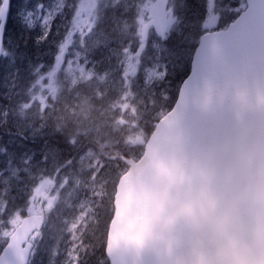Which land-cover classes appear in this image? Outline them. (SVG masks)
<instances>
[{
	"label": "water",
	"instance_id": "95a60500",
	"mask_svg": "<svg viewBox=\"0 0 264 264\" xmlns=\"http://www.w3.org/2000/svg\"><path fill=\"white\" fill-rule=\"evenodd\" d=\"M199 38L172 109L114 195L110 264H264V0ZM44 213L0 264H28Z\"/></svg>",
	"mask_w": 264,
	"mask_h": 264
},
{
	"label": "rangeland",
	"instance_id": "374dc122",
	"mask_svg": "<svg viewBox=\"0 0 264 264\" xmlns=\"http://www.w3.org/2000/svg\"><path fill=\"white\" fill-rule=\"evenodd\" d=\"M121 1L38 0L36 9H28L33 12L32 19L35 20L40 15L39 6H43L45 13L50 14L46 19L51 21L56 15L58 4L67 2L74 14L65 23L70 22L72 26L67 33L58 31L62 39L55 43L60 49V58L47 72L38 73L29 83H21L15 76L9 79L11 99L0 101V129L23 131L36 138L38 133L46 130L47 119L56 104L61 102L73 116L74 123L72 136L66 138L78 151V158L70 161L58 175L52 192L55 196L52 207L47 208L49 199L43 204L47 213L46 226L34 238L30 264L105 263L99 254L102 249L104 215L108 212L110 199V181L121 173L123 159L142 148L148 136L145 130L163 116L166 105L171 101L176 80L171 77L165 79L158 74L163 65L169 63L162 51L154 53L161 58L152 60L148 66L151 71L147 72L143 83L135 79L142 60L136 51V44L130 52L124 47L123 53L116 56L110 68L105 70H101V64L90 63L91 57L85 60L82 49L101 41L97 26L101 11L107 5ZM164 7L165 0H145L142 3L138 10L139 16L131 20L136 21V30L127 45H133L138 39H147L150 29L169 20L173 21L171 27L177 33L185 29L183 17L179 13L172 17L170 10L168 13L163 11ZM244 8V0H210L211 19L207 32L220 28L215 27L213 22L220 23L222 28L226 27L229 23H224L221 18L228 17L229 13L241 12ZM60 12H63V8ZM146 13L150 19H145ZM89 33L91 38L85 39ZM159 43V40L153 41V44ZM118 61H123V78ZM40 63L45 64L47 61ZM111 68L114 71L111 72ZM117 74L118 78H112ZM86 87L91 88L89 93L84 92ZM20 117L25 119L24 125ZM69 124L60 123L59 129L66 132ZM12 138L19 142L17 137ZM114 146L119 147L115 150ZM37 153L44 154V151L39 147ZM41 165L46 166L45 161H41ZM49 166L53 168V162ZM40 180L35 198H41L51 187L52 175L47 173ZM15 223L13 221L12 224Z\"/></svg>",
	"mask_w": 264,
	"mask_h": 264
},
{
	"label": "snow or ice",
	"instance_id": "6c2138e0",
	"mask_svg": "<svg viewBox=\"0 0 264 264\" xmlns=\"http://www.w3.org/2000/svg\"><path fill=\"white\" fill-rule=\"evenodd\" d=\"M145 0H129V6L125 8V13L135 11L139 16V5ZM210 0H165L164 12L170 10L171 16L175 17L179 13L186 21L184 28L199 29V33L185 35L181 30L176 33L172 29L173 21L160 23L150 29V35L145 40L136 41V51L142 57L139 68L136 72L135 79L143 83L146 79L147 72L151 71L148 67L153 59L159 60L161 57L154 55L155 52H164L169 63L163 65L162 71L158 72L165 79L176 80L179 85H183L187 80L191 71L190 64H184V56L190 49L195 53L197 49V41L199 36L206 33L210 26ZM38 0H0V101L7 102L11 99L9 92V79L16 77L21 83H29L35 79L38 73L47 72L52 65L60 58V49L56 46L57 33L54 31L51 21L46 19L48 13H45L43 6H39L40 15L33 20V12L28 9H36ZM60 13L55 17L57 23L55 28H59L64 24V31L67 33L71 28L70 16ZM240 15L239 12L229 13L228 17L221 18L224 23H231L233 19ZM145 19H150L145 14ZM194 21V22H193ZM214 26L222 27L218 22H213ZM157 27L159 30H157ZM180 35L179 41L174 40V35ZM91 33L85 39H90ZM154 40H159V44H153ZM112 41H106L103 46H98V42H94L83 48L85 60L92 57L90 63L109 64L115 55V49L111 47ZM143 45V51H141ZM127 51H131V44L126 45ZM127 55V52H125ZM41 61H47L41 64ZM120 71L123 78V61H118ZM171 67V72H169ZM18 86V85H16ZM3 129H0L2 132ZM9 136L8 145L15 149L16 152H23L27 148L26 143L17 144L16 139L12 138V133H6ZM18 139L22 138L20 134ZM26 139V138H25ZM44 141H41L43 143ZM33 146H38L33 144ZM7 161H0V164ZM2 250V249H0Z\"/></svg>",
	"mask_w": 264,
	"mask_h": 264
},
{
	"label": "trees",
	"instance_id": "16d2710c",
	"mask_svg": "<svg viewBox=\"0 0 264 264\" xmlns=\"http://www.w3.org/2000/svg\"><path fill=\"white\" fill-rule=\"evenodd\" d=\"M141 5L142 4L139 5L138 10H140ZM127 6H129V1L124 2L123 0L114 5H107L98 17L97 26L101 36V41L98 43V46H103L106 41H112L111 47L116 50L111 62L116 59V56L119 57V54L123 53V48L135 36L136 21L131 20H133L136 14L135 11L126 14L125 8ZM62 8V13L66 16L73 11V8H69V4L67 2H60L55 11L56 15L61 13L60 9ZM56 15L51 19V24L54 31H57L58 34L56 41H59L62 39V34H59L58 31L61 30L64 32V27L62 29L61 24L58 29L55 28V24L57 23L55 20ZM182 30L185 35L188 34L187 32L190 34L199 33V29L182 28ZM173 39H177V41H179L181 37L176 34L173 36ZM135 44L136 43L131 45V47ZM191 57L192 52L189 49L184 56L183 63L190 64ZM117 67L118 65H116V71ZM108 68H110V66L107 62L101 65V70ZM112 69L113 68H111V72L114 71ZM112 78H118V74L114 75ZM178 88L179 82L176 81L171 104L177 97ZM86 89L87 90L84 92L89 93L91 88L86 87ZM171 104L168 106L170 107ZM20 120L24 125L25 119L20 117ZM47 121L48 127L44 132L38 133L36 138H29L23 131L13 132L10 130L13 134L12 137H18L22 134V138L19 139L17 144H27V148L23 152H16L15 149L8 145L6 138L9 136L6 135V133L9 131L3 130L0 132V161H7L6 163L0 164V249H2L6 243L5 234L13 227V221L16 222L18 218L25 216L29 212V209L35 199L37 185L39 181H41L40 177L47 173L53 174L54 166L51 168L49 165L52 162H55V166L57 167V165L60 164V161L65 159L69 160L71 158L74 159L76 157L72 152V147L70 148V141L66 138L68 135L72 136V132L67 135L66 132L59 129L60 123L63 125L70 123L69 129L74 127L73 116H71L68 111L64 109L61 102L56 104L52 115L47 119ZM152 129V125H150L148 130H145L146 134L149 135ZM41 141L44 142L41 144ZM33 144L38 146H33ZM39 147L44 151V154L37 153ZM49 157H51V160L45 162L46 166H42L41 161H44V159H48ZM115 183V179L111 181L109 188L110 198L113 193ZM32 199L33 202L31 203ZM107 209L108 212L104 215V228L102 230L104 236L102 238L101 255L99 254L101 259H105L104 264H108L104 255V240L108 220L112 213V204L110 199Z\"/></svg>",
	"mask_w": 264,
	"mask_h": 264
},
{
	"label": "bare ground",
	"instance_id": "6f19581e",
	"mask_svg": "<svg viewBox=\"0 0 264 264\" xmlns=\"http://www.w3.org/2000/svg\"><path fill=\"white\" fill-rule=\"evenodd\" d=\"M74 130V127L73 128H70V129H68L67 131H66V134L68 135V134H70V132H72Z\"/></svg>",
	"mask_w": 264,
	"mask_h": 264
}]
</instances>
